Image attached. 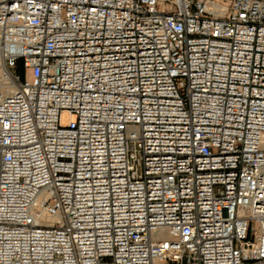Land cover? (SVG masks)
I'll use <instances>...</instances> for the list:
<instances>
[{
    "label": "built area",
    "instance_id": "1",
    "mask_svg": "<svg viewBox=\"0 0 264 264\" xmlns=\"http://www.w3.org/2000/svg\"><path fill=\"white\" fill-rule=\"evenodd\" d=\"M0 264H264V0H0Z\"/></svg>",
    "mask_w": 264,
    "mask_h": 264
},
{
    "label": "rangeland",
    "instance_id": "2",
    "mask_svg": "<svg viewBox=\"0 0 264 264\" xmlns=\"http://www.w3.org/2000/svg\"><path fill=\"white\" fill-rule=\"evenodd\" d=\"M15 72H17V69H14ZM63 122L66 123L68 121L69 118V114L67 112L63 113Z\"/></svg>",
    "mask_w": 264,
    "mask_h": 264
}]
</instances>
